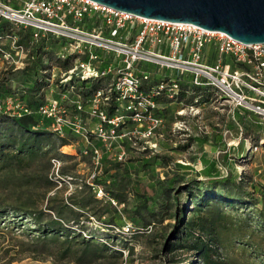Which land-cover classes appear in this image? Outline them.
Listing matches in <instances>:
<instances>
[{
	"label": "rangeland",
	"instance_id": "1",
	"mask_svg": "<svg viewBox=\"0 0 264 264\" xmlns=\"http://www.w3.org/2000/svg\"><path fill=\"white\" fill-rule=\"evenodd\" d=\"M21 29L11 22L0 30V80L7 77L15 91L13 98L0 97V115L20 111V94H28L36 77L49 82L46 98L65 91L54 87L64 69L44 53L49 42L37 52L48 68L22 70L30 49L46 34L20 41ZM190 85L180 104L166 103L161 113L154 107V126L146 119L123 120L117 127L121 139L108 145L70 132L68 143L30 166L0 170L1 198L35 201L51 216L47 207L60 206L68 215L62 223L79 233L76 238L104 244L89 259L78 240L65 249L52 240L40 247L30 235L9 232L0 234V264H204L194 246L200 242L225 264H264V119L251 111L238 114L203 89L191 94L196 102L185 101ZM82 116L92 128L94 119ZM91 145L98 147L97 158ZM118 187L125 191L121 203L110 194ZM89 193L96 200L82 208L71 204ZM69 208L82 211L77 221L69 219L74 213Z\"/></svg>",
	"mask_w": 264,
	"mask_h": 264
},
{
	"label": "built area",
	"instance_id": "2",
	"mask_svg": "<svg viewBox=\"0 0 264 264\" xmlns=\"http://www.w3.org/2000/svg\"><path fill=\"white\" fill-rule=\"evenodd\" d=\"M0 17L31 27L34 36L65 37L60 56L72 54L73 62L62 71L59 83L65 84L73 76L105 80L89 97L86 109L78 95L71 98L66 94L68 89L38 106L58 134L66 129L87 139L90 130L96 140L108 145L121 139L123 133L117 127L127 118L146 119L154 126L158 121L151 114L156 106L154 91L145 90L148 71L135 65L139 62L170 72L157 85L168 97L179 88L176 76L186 73L191 85H205L229 107L264 119V41L242 42L220 30L143 17L94 0H22L19 7L0 0ZM84 18H92L88 27L79 24ZM110 94L119 107L108 114L104 106ZM82 113L84 118L94 119L92 128L85 125ZM90 151L97 158L98 147L91 145ZM54 164L58 167L59 161Z\"/></svg>",
	"mask_w": 264,
	"mask_h": 264
},
{
	"label": "trees",
	"instance_id": "3",
	"mask_svg": "<svg viewBox=\"0 0 264 264\" xmlns=\"http://www.w3.org/2000/svg\"><path fill=\"white\" fill-rule=\"evenodd\" d=\"M2 1L14 7H19L21 5L20 0ZM91 20L92 18H84L79 24L82 27H88ZM9 26H11V22L0 17V30L3 28H9ZM21 28L23 33H21L22 37H20V41H30L33 38V29L31 27L22 26ZM48 42L51 44V49L44 51V53H47L49 58H55L60 69H67L71 66L73 62L72 54H67L65 57L60 56V51H62L66 45V39L55 34H46L45 37L37 40L34 47L30 49L29 56L31 59L26 62L24 67H22L23 71H36L38 64L41 66L40 70L48 68V62L42 63L40 54L37 53L39 50H42L45 43ZM135 65L140 69L148 71V80L145 84V90L150 88L153 89L154 93L152 98L154 99L156 106H160L155 109L157 110V113L162 112L163 106L166 103H181L183 96L185 95L184 93L187 92V86L190 85L188 82L189 75L186 73H180L176 76L179 88L173 97H168L165 89L157 88L158 83L170 75L168 70L158 69L152 71V69L148 67V63L139 62ZM6 80L7 77L0 80V97L13 98L15 91L11 88V85H8ZM104 81L105 80L100 81L90 78L78 79L73 76L65 84L55 81L54 87L59 90L68 89V93L71 97L78 95L82 100L83 108L86 109L89 97L96 89L103 86L102 83H104ZM48 83L49 82L44 75H42V77H36L34 84L26 90L28 91V94H20L24 102L23 106L19 108L20 111L0 115V170L14 167H28L37 158L46 155L51 148L54 149L55 147H60L68 143V135L70 131L65 129L64 134H58L52 131L43 116L37 110L38 106L46 100ZM190 86L192 87V90L186 99H184L185 101L196 102V98L192 97L191 94H195V92L197 93V91H200L201 89L207 92H212L205 85ZM118 107L119 102L115 100L113 94H110L108 104L104 106L106 112L111 114L114 112L115 108ZM33 108H35V111H33ZM252 114L257 117L256 114ZM125 120H128V118ZM92 136L93 133L89 130L87 132V137L91 138ZM219 174L222 176L221 173ZM45 180L47 182L50 181L48 177H45ZM110 191L111 197L116 201L120 203L124 202V190H119L118 187L117 190L112 191L110 189ZM88 196L87 199L82 197L76 199L75 201H72L71 204L78 208H82L90 201L96 200L93 193H89ZM192 198L193 200H197L194 196H192ZM137 201H140L139 197L137 198ZM64 205L66 206V204ZM47 208L54 213V216H51L50 213L43 208L36 206L35 201L27 200L24 202H13L0 197V234L9 232L14 234L15 231H17L20 234L30 235L37 239L38 242L36 241V244H39L40 247H42L45 242L52 240L63 244L64 249L66 247L68 248V246L72 244V241L78 240L81 244V253L91 254L90 257H88L89 259L93 258L92 256L94 254H99L104 248L103 243L101 244V247H98L97 242L92 241L89 237L84 238L83 236H80L78 237L80 239L76 238L75 236L79 235V233L70 230L68 226H65L62 223H65V221L68 220L66 217L68 215L63 216L64 213L62 207L49 205ZM69 211L74 212L72 217L69 218L72 221H77L78 215L82 214V211H73L70 208ZM70 231L72 234H69ZM59 236H63V239L59 238ZM194 246L199 251L201 260L204 264H225L224 261L213 257L210 252L211 249L207 243L200 242L194 244Z\"/></svg>",
	"mask_w": 264,
	"mask_h": 264
},
{
	"label": "water",
	"instance_id": "4",
	"mask_svg": "<svg viewBox=\"0 0 264 264\" xmlns=\"http://www.w3.org/2000/svg\"><path fill=\"white\" fill-rule=\"evenodd\" d=\"M139 16L191 22L242 42L264 41V0H94Z\"/></svg>",
	"mask_w": 264,
	"mask_h": 264
},
{
	"label": "crops",
	"instance_id": "5",
	"mask_svg": "<svg viewBox=\"0 0 264 264\" xmlns=\"http://www.w3.org/2000/svg\"><path fill=\"white\" fill-rule=\"evenodd\" d=\"M233 109H235V112H237L238 114H244V115L250 114L249 112H247V111H245V110H243L242 108H239V107H234ZM256 122H260V121L257 119Z\"/></svg>",
	"mask_w": 264,
	"mask_h": 264
}]
</instances>
